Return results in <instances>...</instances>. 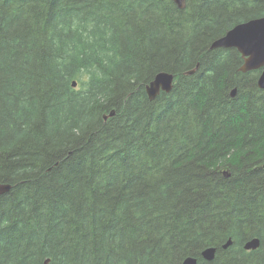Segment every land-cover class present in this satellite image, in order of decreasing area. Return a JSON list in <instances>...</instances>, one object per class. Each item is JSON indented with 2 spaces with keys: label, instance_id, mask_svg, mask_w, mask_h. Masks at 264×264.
<instances>
[{
  "label": "trees",
  "instance_id": "1",
  "mask_svg": "<svg viewBox=\"0 0 264 264\" xmlns=\"http://www.w3.org/2000/svg\"><path fill=\"white\" fill-rule=\"evenodd\" d=\"M263 15L264 0H0V264H264V90L236 50H210ZM160 72L174 89L150 101Z\"/></svg>",
  "mask_w": 264,
  "mask_h": 264
},
{
  "label": "water",
  "instance_id": "2",
  "mask_svg": "<svg viewBox=\"0 0 264 264\" xmlns=\"http://www.w3.org/2000/svg\"><path fill=\"white\" fill-rule=\"evenodd\" d=\"M179 9H185L187 0H175ZM224 48V49H237L246 59L242 71L246 72L252 69H258L264 66V17L253 19L248 22L240 23L229 30L226 35L216 39L212 45L211 50ZM200 68V64L191 71L186 72V75H193ZM175 75L168 72H160L157 74L153 81L146 87V92L150 101H154L162 92L170 94L174 89ZM258 86L264 90V71L259 78ZM74 88L77 83L74 82ZM237 90L234 89L231 93L232 97L236 95ZM116 115L112 111L109 115L105 116V121L110 117ZM12 189L11 184H0V194L8 193ZM260 239L254 238L247 241L244 245L246 251H254L260 247ZM233 245L230 239L225 245L224 249H228ZM217 248L209 247L202 251L201 256L204 260L212 262L216 259ZM49 260L45 264H49ZM183 264H198L195 257H187L183 260Z\"/></svg>",
  "mask_w": 264,
  "mask_h": 264
},
{
  "label": "flooded vegetation",
  "instance_id": "3",
  "mask_svg": "<svg viewBox=\"0 0 264 264\" xmlns=\"http://www.w3.org/2000/svg\"><path fill=\"white\" fill-rule=\"evenodd\" d=\"M175 1V0H174ZM190 0H187V3L189 2ZM187 5V4H186ZM186 8H187V6H186ZM185 8V9H186ZM262 17H264V15L262 16ZM258 18H261V17H258ZM258 18H254V19H258ZM250 20H253V19H250ZM250 20H247V21H245V22H248V21H250ZM241 23H243V22H241ZM240 24V23H239ZM238 25V24H237ZM236 26V25H235ZM215 41V40H214ZM213 41V42H214ZM212 42V43H213ZM212 45V44H211ZM211 48V47H210ZM219 49H224V48H219ZM231 49H234V50H236L237 51V53H238V56H239V59H240V65H239V67H238V72L239 73H242V74H248V73H257V85H258V81H259V78H260V76L262 75V73H263V71H264V66L263 67H260V68H258V69H252V70H249V71H246V72H244V71H242V67L244 66V64H245V62H246V59H248V58H245V57H243V55L237 50V49H235V48H231ZM211 50V49H210ZM175 80H176V77H175ZM174 85H175V81H174ZM258 88H259V86H258ZM234 89H236L237 90V92H238V89H237V87H235ZM233 89V90H234ZM260 89V88H259ZM232 90V91H233ZM261 90H263V89H261ZM232 91H231V93H232ZM237 92H236V95H237ZM163 93V92H162ZM161 95V94H160ZM235 95V96H236ZM232 96V95H231ZM234 96V97H235ZM261 167L264 169V163H262L261 164Z\"/></svg>",
  "mask_w": 264,
  "mask_h": 264
}]
</instances>
